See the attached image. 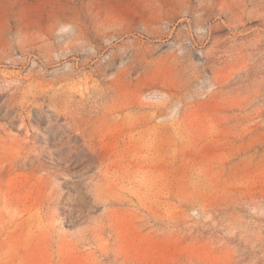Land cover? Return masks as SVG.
<instances>
[{
    "label": "rangeland",
    "instance_id": "obj_1",
    "mask_svg": "<svg viewBox=\"0 0 264 264\" xmlns=\"http://www.w3.org/2000/svg\"><path fill=\"white\" fill-rule=\"evenodd\" d=\"M0 264H264V0H0Z\"/></svg>",
    "mask_w": 264,
    "mask_h": 264
}]
</instances>
